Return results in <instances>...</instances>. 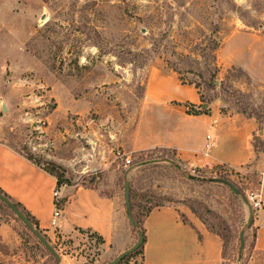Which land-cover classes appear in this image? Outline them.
<instances>
[{"label": "rangeland", "instance_id": "rangeland-1", "mask_svg": "<svg viewBox=\"0 0 264 264\" xmlns=\"http://www.w3.org/2000/svg\"><path fill=\"white\" fill-rule=\"evenodd\" d=\"M181 86L200 95L198 107L219 98L225 113L264 111V0H0V141L44 170L55 163L62 184L95 187L124 204L129 180L141 226L155 204L194 217L191 207L219 245L218 264H264V251L255 248L259 161L199 168L170 148L133 150L139 124L166 121L168 109L154 108L147 92ZM169 104V111L199 112L188 102ZM257 152L264 159V144ZM211 177L231 180L241 195ZM243 196L254 212L250 226ZM1 222L15 241L0 264H54L0 200ZM42 233L60 264L114 258L88 231Z\"/></svg>", "mask_w": 264, "mask_h": 264}, {"label": "crops", "instance_id": "crops-1", "mask_svg": "<svg viewBox=\"0 0 264 264\" xmlns=\"http://www.w3.org/2000/svg\"><path fill=\"white\" fill-rule=\"evenodd\" d=\"M146 95L154 108L163 106L168 109L166 121L158 126L139 124L133 150L170 148L185 165L199 168L226 165L238 169L257 161L262 164V207L255 214L254 226L255 248L264 251V159H260L254 146L256 135L264 139V123L260 129L255 117L223 112L215 105L219 98L209 104L212 109L207 113H189L185 106L169 111V103L175 100L198 108L201 97L187 86L175 91L159 87ZM209 142L211 146L207 148ZM0 190L20 202L48 236L53 233L51 219L59 204L62 214L58 234L62 237L76 236L81 230L95 233L103 239L99 246L114 258L137 241L136 231L119 195H104L97 188L82 184L58 185L56 176L2 141ZM190 212L194 217L173 205L153 208L142 225L145 237L140 258L142 263L136 257L129 264H218L217 241L203 227L202 220ZM182 216L188 221H184ZM4 227L1 222V243L11 247L15 237Z\"/></svg>", "mask_w": 264, "mask_h": 264}, {"label": "water", "instance_id": "water-1", "mask_svg": "<svg viewBox=\"0 0 264 264\" xmlns=\"http://www.w3.org/2000/svg\"><path fill=\"white\" fill-rule=\"evenodd\" d=\"M44 18H45V16H43V19ZM216 83H218V81ZM208 108H209V103H204L202 106L198 107L197 109L200 112H204V111L208 110ZM4 109L7 111L6 106L4 107ZM192 178H195V177L193 176ZM209 180L212 182L223 183V184L229 186L234 191V193H236L237 195H241V193H242L241 190L229 179L219 178V177H211V178H209ZM124 191H125L124 192L125 193V204H126L128 219L134 227L138 228V239L130 248L126 249L125 251L120 253L113 260H111L110 262H108L106 264H120L124 259H126L130 255L135 253L138 249H140L142 247V245L144 244V240H145L144 233L138 227L139 225H138V223H137V221L133 215V212H132L131 185H130L129 180L125 181ZM243 199H244L245 203L249 206V209H250V216L248 218V226H250L253 223V216H254L253 208H252V206H250V203L245 196H243ZM0 200L3 201L4 203H6L15 212V214L24 222L26 227L34 234V236L39 240V242L50 252V254L58 262H61V256L56 251L54 246L49 242V240L46 238V236L34 226L32 221L26 216V214L10 198H8L6 195H4L1 192H0ZM240 240H241L240 248H241V250H243L244 240H245V231L241 232Z\"/></svg>", "mask_w": 264, "mask_h": 264}, {"label": "trees", "instance_id": "trees-1", "mask_svg": "<svg viewBox=\"0 0 264 264\" xmlns=\"http://www.w3.org/2000/svg\"><path fill=\"white\" fill-rule=\"evenodd\" d=\"M215 76L214 75H211V77H210V79H209V83H208V85L211 87V88H215L216 86H215ZM192 107H194V105L193 104H190ZM195 108V107H194ZM200 112V111H199ZM198 111H195L194 110V114H198L199 113ZM208 111L206 110V111H204V113H207ZM241 113H243L244 115H246L247 117H255L257 120H258V122H259V124H260V129L262 128V124L264 123V111H262V112H259L258 110H254L253 111V113H251V114H249V113H246L245 111H242ZM258 144H264V139H262L260 136H258V135H256L255 136V138H254V146H255V149H256V151H258ZM11 148H13L12 146H10ZM26 158H28L29 160H31V161H33V159H32V157L31 156H26ZM53 164V166H54V168L55 169H51V171L50 170H46L47 172H49L50 174H52V175H54V176H56L57 177V179H58V185H62V181L60 180V178H59V176L57 175L58 174V172L57 171H55L56 169L58 170V168L59 167H57L56 165H55V163H52ZM66 184H71L70 182H65ZM234 183V182H233ZM237 187H238V185L236 184V183H234ZM93 188H95V187H93ZM239 188V187H238ZM240 189V188H239ZM0 192L1 193H3L4 195H6L8 198H10L25 214H26V216L32 221V223L34 224V226L38 229V230H40L41 232H42V230H41V228H40V226H39V222L37 221V219L20 203V202H17V201H15L14 199H12V197H10L6 192H4V191H2V190H0ZM245 202V201H244ZM158 206H163V204H155V205H153V206H151L150 208H148V213L153 209V208H155V207H158ZM58 207H60L59 205H58ZM134 208H135V204L134 203H132V212L134 211ZM191 210H192V212L198 217V218H200L201 219V217L196 213V211L193 209V208H191V207H189ZM147 213V214H148ZM133 215H134V213H133ZM134 217H135V215H134ZM182 218H183V220L184 221H188L187 220V218L185 217V216H182ZM135 219H136V221H137V223H138V227L143 231V233H144V229H143V226H141L140 225V222H139V220L135 217ZM202 220V222H204L203 221V219H201ZM134 227V226H133ZM134 230L137 232V235H138V228L137 227H134ZM81 231H83V230H81ZM211 231V230H210ZM89 232V231H88ZM91 233V232H90ZM92 234H95V233H92ZM96 235V234H95ZM221 237H222V239L223 240H225V238L222 236V235H220ZM96 237H97V240L100 242V243H102L103 242V239H102V237H100V236H98V235H96ZM46 238L48 239V237L46 236ZM38 240V239H37ZM38 242H39V240H38ZM40 243V242H39ZM41 244V243H40ZM42 245V244H41ZM43 246V245H42ZM44 247V246H43ZM143 247H144V244L142 245V247L140 248V249H138L135 253H133L132 255H130L129 257H127L126 259H124L120 264H129L130 263V261L133 259V258H136L137 256H139V255H143ZM9 246L8 245H5V244H3V243H1V237H0V253H2V254H4V255H11L12 253H8V250H9ZM45 248V247H44ZM46 249V248H45ZM47 250V249H46ZM47 255H49L50 256V258H51V260L53 261V263L54 264H60V262H58L51 254H50V252L47 250Z\"/></svg>", "mask_w": 264, "mask_h": 264}, {"label": "built area", "instance_id": "built-area-1", "mask_svg": "<svg viewBox=\"0 0 264 264\" xmlns=\"http://www.w3.org/2000/svg\"><path fill=\"white\" fill-rule=\"evenodd\" d=\"M210 146H211V143L210 142L207 143L206 147L210 148ZM126 162H127V164H130L131 159L127 158ZM57 194H58V192L56 191L55 195L57 196ZM255 198H256V195H255ZM260 203H262V202L261 201H255V206L258 207L260 205ZM61 214H62L61 207H56V209L53 213L52 219H51V229H53V232L55 234H58L59 219L61 217Z\"/></svg>", "mask_w": 264, "mask_h": 264}]
</instances>
